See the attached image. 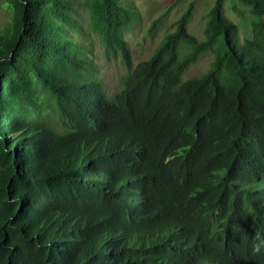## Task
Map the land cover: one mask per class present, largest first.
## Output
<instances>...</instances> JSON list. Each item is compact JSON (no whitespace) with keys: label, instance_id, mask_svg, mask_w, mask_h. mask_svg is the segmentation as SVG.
Here are the masks:
<instances>
[{"label":"trees","instance_id":"obj_1","mask_svg":"<svg viewBox=\"0 0 264 264\" xmlns=\"http://www.w3.org/2000/svg\"><path fill=\"white\" fill-rule=\"evenodd\" d=\"M226 1L202 41L190 3L133 66L122 0H7L0 264H264V0H235L249 37ZM82 12L120 57L115 91L77 41Z\"/></svg>","mask_w":264,"mask_h":264},{"label":"rangeland","instance_id":"obj_2","mask_svg":"<svg viewBox=\"0 0 264 264\" xmlns=\"http://www.w3.org/2000/svg\"><path fill=\"white\" fill-rule=\"evenodd\" d=\"M210 2L211 0H122L124 6L136 14L135 20L123 35L130 51L132 65L135 66L151 56L157 43L169 31L170 25L190 3L194 4V8L188 32L198 41H202L205 14ZM223 8L224 13L238 25L240 34L249 37L252 19L249 6L243 1L227 0ZM9 19L10 9L7 0H0V32L4 30ZM75 23L80 31L77 41L87 47L104 87L108 92L119 89L125 74L119 55L104 50L98 35L90 29L83 12L77 15ZM210 61L211 56L204 55L190 67L185 78L202 74L207 70Z\"/></svg>","mask_w":264,"mask_h":264},{"label":"clouds","instance_id":"obj_3","mask_svg":"<svg viewBox=\"0 0 264 264\" xmlns=\"http://www.w3.org/2000/svg\"><path fill=\"white\" fill-rule=\"evenodd\" d=\"M252 250L254 253H259L261 251V248L259 246H254Z\"/></svg>","mask_w":264,"mask_h":264}]
</instances>
